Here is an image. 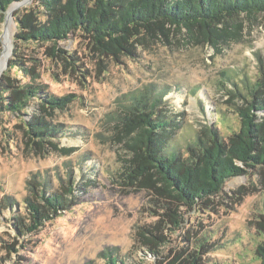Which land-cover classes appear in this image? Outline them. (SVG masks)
Returning a JSON list of instances; mask_svg holds the SVG:
<instances>
[{
	"label": "rangeland",
	"instance_id": "1",
	"mask_svg": "<svg viewBox=\"0 0 264 264\" xmlns=\"http://www.w3.org/2000/svg\"><path fill=\"white\" fill-rule=\"evenodd\" d=\"M29 2L11 4L0 23V61L8 44L0 75L11 54L14 11ZM158 38L118 61L106 59L100 68L83 58L88 74L80 80L63 74L57 81L44 76L47 91L75 95L67 108L51 118L62 128L61 135L51 140L54 148L47 145L40 150L25 144L22 130L14 124L17 118L0 113V264H103L102 253L109 252L124 264L152 262V255L141 258L145 249L137 247L141 245L137 231L162 217L165 204L147 186L127 187L119 182L117 171L128 154L125 138H115L118 130L110 114L131 91L165 89L160 115L177 124L173 131L183 145L205 122L217 120L221 134L237 129L232 104L241 100L228 93L234 86L226 77L233 76L239 87L243 81H256L264 71V17L244 19L238 37L215 48L186 43L172 29L167 38L160 34ZM64 48L81 51L83 44L76 46L70 39ZM33 110L29 107L25 118ZM260 179L242 175L228 180L226 196L217 209L201 214L202 227L210 230L211 240L218 241L219 247L210 252L213 261L259 263L254 253L259 236L247 226V219L263 210ZM40 183L58 192L70 185L74 196L68 195L72 203L66 210L29 233L16 225L17 217L25 219L22 200L31 199L33 191L42 188Z\"/></svg>",
	"mask_w": 264,
	"mask_h": 264
},
{
	"label": "trees",
	"instance_id": "2",
	"mask_svg": "<svg viewBox=\"0 0 264 264\" xmlns=\"http://www.w3.org/2000/svg\"><path fill=\"white\" fill-rule=\"evenodd\" d=\"M20 1L0 0V23L7 8ZM29 1L13 14L16 31L0 75V113L14 115L25 144L40 150L56 146L51 140L61 135L62 128L51 118L75 96L47 91L45 75L56 81L60 74L80 80L88 74L83 58L100 68L106 59L118 61L122 55L135 54L136 48L159 39V34L167 38L171 29L186 43L215 48L236 39L244 19L264 17V0ZM70 39L76 46L83 44V49L66 50ZM226 81L234 86L228 91L231 97L241 100L232 104L238 127L226 134L220 133L217 120L205 122L183 145L173 131L177 124L160 115L165 89L131 91L110 114L118 130L115 138H125L128 154L117 171L119 182L147 186L165 204L162 217L137 231L141 244L137 247L145 249L141 258L152 255L150 264H219L210 254L219 247L218 241L202 227L201 214L217 209L226 196V182L234 177L258 175L264 189V71L256 81H243L239 87L231 75ZM29 107L34 112L25 118ZM40 186L31 199L22 200L25 219L17 217L16 225L29 233L66 210L72 203L68 195L74 196L70 185L60 187V192L46 183ZM247 220L259 236L254 248L258 264H264V205ZM102 258L103 264H124L111 252L102 253Z\"/></svg>",
	"mask_w": 264,
	"mask_h": 264
},
{
	"label": "bare ground",
	"instance_id": "3",
	"mask_svg": "<svg viewBox=\"0 0 264 264\" xmlns=\"http://www.w3.org/2000/svg\"><path fill=\"white\" fill-rule=\"evenodd\" d=\"M8 35L7 34H5V43H8ZM8 44H6V48H5V51H4V53H3V58H2V60L0 61V71H1V69H2V66H3V64H4V58L6 57V54H7V50H8V46H7Z\"/></svg>",
	"mask_w": 264,
	"mask_h": 264
}]
</instances>
